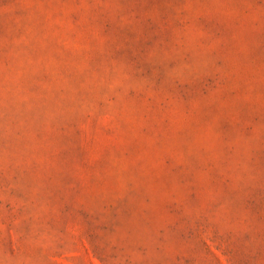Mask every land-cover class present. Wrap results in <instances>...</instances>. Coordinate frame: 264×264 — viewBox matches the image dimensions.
<instances>
[{
	"label": "rangeland",
	"instance_id": "rangeland-1",
	"mask_svg": "<svg viewBox=\"0 0 264 264\" xmlns=\"http://www.w3.org/2000/svg\"><path fill=\"white\" fill-rule=\"evenodd\" d=\"M0 264H264V0H0Z\"/></svg>",
	"mask_w": 264,
	"mask_h": 264
}]
</instances>
